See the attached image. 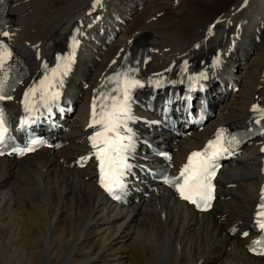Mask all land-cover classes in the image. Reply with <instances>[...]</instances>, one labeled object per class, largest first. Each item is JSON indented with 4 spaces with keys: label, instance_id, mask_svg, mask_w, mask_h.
<instances>
[{
    "label": "bare ground",
    "instance_id": "bare-ground-1",
    "mask_svg": "<svg viewBox=\"0 0 264 264\" xmlns=\"http://www.w3.org/2000/svg\"><path fill=\"white\" fill-rule=\"evenodd\" d=\"M166 1L11 0L15 15L0 34V54L7 38L37 77L51 49L62 50L70 64L63 95L75 111L57 133L61 147L0 156V264H264V255L248 251L263 197L264 138L228 161L209 211L139 169L159 162L153 142L172 149L168 164L177 173L222 126H243L260 112L253 106L264 109V0ZM141 36L148 38L147 86L159 75L167 86H183L180 58L197 51L208 61L200 75L216 91L215 107L204 129L182 136L159 132L156 111H134L129 136L142 178L118 203L98 185L93 159L77 161L89 153L93 103L96 113L110 75ZM21 94L9 102L17 117Z\"/></svg>",
    "mask_w": 264,
    "mask_h": 264
},
{
    "label": "snow or ice",
    "instance_id": "snow-or-ice-1",
    "mask_svg": "<svg viewBox=\"0 0 264 264\" xmlns=\"http://www.w3.org/2000/svg\"><path fill=\"white\" fill-rule=\"evenodd\" d=\"M97 2H99V0H97ZM7 35L8 33H4V36ZM10 57L11 53L5 46L3 53L0 54V68L3 67V63ZM74 57L75 45L73 47L72 56L68 59L71 60L74 59ZM69 69L70 64L63 65V74L66 75ZM57 77L60 78V82L62 83L63 76L61 75L60 67L52 69V80H55ZM48 79V77L45 78V80ZM4 83L5 81H0V92L3 90ZM44 83L45 81H41L42 86ZM138 83L139 82L136 80H129L126 78L123 81V101L117 102L114 100L111 110L103 111L100 114L99 119H95L96 105L95 102L93 103V124H101L104 127L103 131L96 132L95 135L91 137V140L93 146L97 148L95 155H97L100 160V183L109 193H114L115 189L123 187V169L130 167V165H127L126 157L123 153L126 152L130 146L129 144H125L124 140L128 139L130 141L131 137L122 136L119 129L122 125L126 128L127 125L125 121L132 118L129 115V109L127 107V100L129 98L128 92L130 88L136 86ZM51 86L52 84L49 83L48 87ZM36 91L37 89L29 90V92L33 94ZM0 99H4V96L0 95ZM253 107L254 110L260 111L262 118H264V109H260L258 106ZM257 123H259V121H257ZM3 124V116L0 114V141H3L5 133L7 132V129ZM128 131L131 132V129H128ZM108 133H112L113 135L109 136ZM99 138L102 139H100L98 144ZM32 143L36 144V141H33ZM34 150V147L15 149L20 155H24L26 151ZM227 151L228 149L223 146V130H221L214 141H209L207 148L201 152H193L191 154L188 163L180 173V177L176 178H182V183H176L173 179H168L166 182L170 185L174 184L180 192V195L184 199L197 205V207H211V200L213 199V186L211 184V179L215 175V171H210L213 168L212 161L215 157ZM115 198L120 199L119 196H116ZM259 207L260 211L258 215L262 218L259 227L264 229V203H261ZM245 235H247V233H245Z\"/></svg>",
    "mask_w": 264,
    "mask_h": 264
},
{
    "label": "rangeland",
    "instance_id": "rangeland-1",
    "mask_svg": "<svg viewBox=\"0 0 264 264\" xmlns=\"http://www.w3.org/2000/svg\"><path fill=\"white\" fill-rule=\"evenodd\" d=\"M151 1H154V0H151ZM177 1H178V0H177ZM164 2H167V1L164 0ZM10 8H11V7H10ZM139 9H141V8H139ZM10 12H12L13 15H15V12H13V10H10ZM168 37H169V41H170V42L174 39L172 35H169ZM170 39H171V40H170ZM17 51L20 52V50H17ZM21 55H22V54H21ZM246 65H247V64L244 65L243 63H241V66L244 67V68H242L241 66H240V68H242V69L244 70V69L247 68ZM240 71H241V69H240ZM142 227H143V225H140L139 228H138V229H139V232H138L139 234H140V232H142V231L144 230ZM139 234H137V237H135V239H133L132 241L129 242L128 245H130V246H128V249H129V247H131L132 249H134V248H133V247H135L134 244L136 243L137 240H139V239H137V238L139 237ZM133 236H134V235H133ZM128 240H131V238L128 239ZM134 240H135V241H134ZM133 241H134V242H133ZM134 251H135V250H134ZM135 252H136V251H135ZM135 256H140V255H139V253H138V254L135 255ZM18 264H19V263H18Z\"/></svg>",
    "mask_w": 264,
    "mask_h": 264
}]
</instances>
